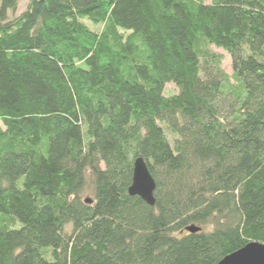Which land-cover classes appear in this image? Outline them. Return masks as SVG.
<instances>
[{
	"label": "trees",
	"instance_id": "16d2710c",
	"mask_svg": "<svg viewBox=\"0 0 264 264\" xmlns=\"http://www.w3.org/2000/svg\"><path fill=\"white\" fill-rule=\"evenodd\" d=\"M18 3L0 0V264L264 244V0H28L8 18ZM136 158L153 206L128 194Z\"/></svg>",
	"mask_w": 264,
	"mask_h": 264
},
{
	"label": "water",
	"instance_id": "95a60500",
	"mask_svg": "<svg viewBox=\"0 0 264 264\" xmlns=\"http://www.w3.org/2000/svg\"><path fill=\"white\" fill-rule=\"evenodd\" d=\"M155 181L152 178L142 158H136L133 163L132 182L128 188L130 196H138L145 203L153 206ZM89 201L87 200L86 203ZM187 232L195 233L200 229L188 227ZM218 264H264V244L251 242L242 249L224 257Z\"/></svg>",
	"mask_w": 264,
	"mask_h": 264
},
{
	"label": "rangeland",
	"instance_id": "374dc122",
	"mask_svg": "<svg viewBox=\"0 0 264 264\" xmlns=\"http://www.w3.org/2000/svg\"><path fill=\"white\" fill-rule=\"evenodd\" d=\"M27 3H28V0H19V3H18L16 11L15 12H10L8 14V18H13V17L18 16L21 12H23L26 9ZM87 25L92 30H98V26L94 25L93 23H90V22L87 21ZM212 50L214 52H216L218 54H221L223 56L222 66L221 67H222V69L224 70L225 73H227L228 75H231L232 74V67H231L230 56L226 52L221 50V49H217V48L212 47ZM163 92H164L165 96H170V95L176 94L177 93V89L172 83H169V84H166L164 86V91ZM0 128H3V125L1 123V121H0ZM90 198H92L91 189H90V187H88L87 190L85 191V193L83 194V199H90Z\"/></svg>",
	"mask_w": 264,
	"mask_h": 264
}]
</instances>
